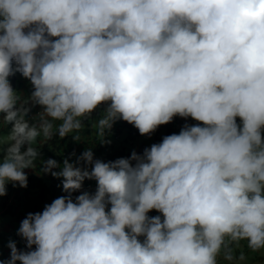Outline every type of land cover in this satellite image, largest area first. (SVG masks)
I'll return each instance as SVG.
<instances>
[{"label":"clouds","instance_id":"1","mask_svg":"<svg viewBox=\"0 0 264 264\" xmlns=\"http://www.w3.org/2000/svg\"><path fill=\"white\" fill-rule=\"evenodd\" d=\"M102 104L101 143L121 119L142 135L200 123L115 160L91 146L39 160ZM0 114V196L38 162L67 193L27 213L25 248L10 240L0 264H247L242 241L264 251V0H0ZM86 178L95 191L73 197Z\"/></svg>","mask_w":264,"mask_h":264},{"label":"crops","instance_id":"2","mask_svg":"<svg viewBox=\"0 0 264 264\" xmlns=\"http://www.w3.org/2000/svg\"><path fill=\"white\" fill-rule=\"evenodd\" d=\"M12 77L13 79H11ZM9 81L13 88L23 96L30 95L32 86L29 80L20 72H15L11 75ZM104 107V104L100 105L90 118L84 119L85 127L79 132L78 140L73 139V136L76 135L73 133L63 138L54 137L53 140L45 143L40 149L39 160L46 161L49 158H54L62 163L65 157L70 156L72 153L79 155L89 146L93 148L94 158L103 161L115 160L118 157L129 156L132 150L138 153L142 152L149 140L153 138L161 140L164 135H168L171 132L178 133L186 123H200L191 117L176 116L171 122L158 126L154 132L142 135L136 127L121 119L113 124L109 136L106 137V139H110V143H101L95 128V120ZM40 110V106L36 105L32 108L30 115ZM237 121L239 122V118H237ZM142 140L144 141L143 143L141 142ZM71 158L75 159V156H71ZM41 169L42 164L39 162L36 168L24 169L27 173V186L21 187L18 183L14 186L12 182H9L6 195L0 196V260L9 257L10 248L8 244L10 240L16 241L19 249L25 248V240L18 235L17 229L28 212L42 211L45 204L51 203L53 199L67 194L62 188V178L54 177L50 173H44ZM95 188V179L86 178L82 189L74 192L73 197L84 190L94 192ZM157 214L159 213L155 209L149 212L150 216ZM240 250L246 253L248 259L255 257L258 264H264V251L253 252L247 247L245 241L241 242V248L237 249V252Z\"/></svg>","mask_w":264,"mask_h":264},{"label":"rangeland","instance_id":"3","mask_svg":"<svg viewBox=\"0 0 264 264\" xmlns=\"http://www.w3.org/2000/svg\"><path fill=\"white\" fill-rule=\"evenodd\" d=\"M159 141H160L159 139L156 140L155 138H153L152 140H149V142L146 144L145 147H148V146H150L152 143H156V142H159ZM141 142L143 143L144 141L142 140ZM247 264H258V263H257V260L255 259V257H254V258L251 257V259H248V260H247Z\"/></svg>","mask_w":264,"mask_h":264},{"label":"trees","instance_id":"4","mask_svg":"<svg viewBox=\"0 0 264 264\" xmlns=\"http://www.w3.org/2000/svg\"><path fill=\"white\" fill-rule=\"evenodd\" d=\"M11 79H13V77H12ZM171 133H172V132H171ZM171 133H170V134H171Z\"/></svg>","mask_w":264,"mask_h":264}]
</instances>
